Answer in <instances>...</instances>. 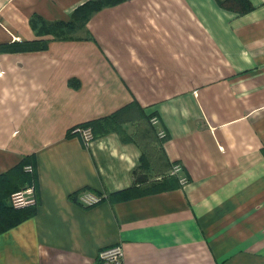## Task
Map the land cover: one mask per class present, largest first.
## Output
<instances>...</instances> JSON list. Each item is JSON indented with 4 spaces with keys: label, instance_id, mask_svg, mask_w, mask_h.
Instances as JSON below:
<instances>
[{
    "label": "crops",
    "instance_id": "crops-1",
    "mask_svg": "<svg viewBox=\"0 0 264 264\" xmlns=\"http://www.w3.org/2000/svg\"><path fill=\"white\" fill-rule=\"evenodd\" d=\"M86 1L0 0V46ZM250 2L125 0L45 49H0V212L27 185L37 199L2 217L0 264H96L115 244L125 264H264V0ZM123 109L90 146L69 135ZM83 190L103 198L84 206Z\"/></svg>",
    "mask_w": 264,
    "mask_h": 264
},
{
    "label": "trees",
    "instance_id": "trees-1",
    "mask_svg": "<svg viewBox=\"0 0 264 264\" xmlns=\"http://www.w3.org/2000/svg\"><path fill=\"white\" fill-rule=\"evenodd\" d=\"M123 1L125 0H88L83 4H81L80 6H78L72 12L70 18L67 19V21L64 20L46 21L40 17L35 16L31 19L30 23L33 29H35V32L38 37L37 39L29 40V41H20V42L15 41L11 44L0 46V49H4L8 51H32L38 49H45L48 40L46 39V37L43 38V35H47V37L51 36L57 39L69 38L70 34H68V32L70 31L72 32L77 27L76 25L79 22L82 21L83 23H86L92 13L100 10L105 6L118 4ZM221 5L231 10H234L236 13L239 14L249 11L250 9L253 8V5L251 4L250 0H221ZM122 112H124V109L118 110L117 112L108 115L106 117L80 123L79 126L90 127L92 129L94 138H97L99 136H102L103 134H106L111 130L119 129L121 127L122 122L118 121V118L119 116H121ZM148 119H150V117ZM143 168L144 166L135 168L134 171L131 172L133 174L135 182H140L145 180V175L141 172L142 171L141 169ZM33 175L34 173L31 174V176H29L28 183L32 182V179L34 178ZM165 187H168V185H166ZM136 193L138 194V192ZM5 208L1 207L0 231L7 228V225H4L2 221V217L5 214L7 218L10 219L6 221V224L9 223L10 225L23 218V216L20 215L19 211H23L24 209H15L12 207L10 203Z\"/></svg>",
    "mask_w": 264,
    "mask_h": 264
},
{
    "label": "built area",
    "instance_id": "built-area-1",
    "mask_svg": "<svg viewBox=\"0 0 264 264\" xmlns=\"http://www.w3.org/2000/svg\"><path fill=\"white\" fill-rule=\"evenodd\" d=\"M159 118L157 116H150L149 122L153 126H157L159 123ZM166 131L163 128H157L156 134L158 138L164 139L167 135ZM69 133L72 136L79 137L86 146H90L93 142L94 135L90 127L83 126H73ZM25 170L28 172H33V166L31 164L25 165ZM182 165L178 162L174 163L171 168V174L178 177L179 184H185L188 182V177L183 173ZM35 186L33 184L27 185L22 189L15 190L10 194V204L15 209H24L28 207L35 206L37 204V199L35 197ZM103 197L97 194H94L90 191L83 190L79 192L77 196V201L84 206H91L93 204L101 201ZM121 244H115L112 246L104 247L99 250L98 261L96 264H125L124 263V254Z\"/></svg>",
    "mask_w": 264,
    "mask_h": 264
},
{
    "label": "rangeland",
    "instance_id": "rangeland-1",
    "mask_svg": "<svg viewBox=\"0 0 264 264\" xmlns=\"http://www.w3.org/2000/svg\"><path fill=\"white\" fill-rule=\"evenodd\" d=\"M84 25H85V23H83L82 21L81 22H79L76 26V29H74L72 32L70 31V32H68V34H72V33H75V30H77V28H81V34H83V31H84ZM45 37H47V35H43V38H45Z\"/></svg>",
    "mask_w": 264,
    "mask_h": 264
}]
</instances>
